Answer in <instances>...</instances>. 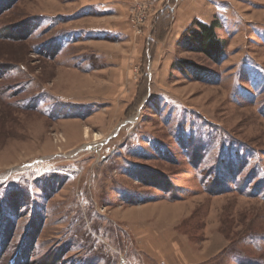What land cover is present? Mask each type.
Masks as SVG:
<instances>
[{
    "label": "rangeland",
    "instance_id": "obj_1",
    "mask_svg": "<svg viewBox=\"0 0 264 264\" xmlns=\"http://www.w3.org/2000/svg\"><path fill=\"white\" fill-rule=\"evenodd\" d=\"M195 19L219 21L218 62L177 45ZM180 244L264 264V0H0V264Z\"/></svg>",
    "mask_w": 264,
    "mask_h": 264
},
{
    "label": "trees",
    "instance_id": "obj_2",
    "mask_svg": "<svg viewBox=\"0 0 264 264\" xmlns=\"http://www.w3.org/2000/svg\"><path fill=\"white\" fill-rule=\"evenodd\" d=\"M170 10L173 11V7H171ZM220 26L218 20H213L212 23L209 24L195 19L182 32L181 37L177 41V45L190 50L195 49V45H197L199 51L204 52L212 60L218 62L223 56L226 43L217 34V28ZM185 63H188V60L181 58L175 59L172 62V67L174 69H185ZM200 69L196 68V70Z\"/></svg>",
    "mask_w": 264,
    "mask_h": 264
},
{
    "label": "crops",
    "instance_id": "obj_3",
    "mask_svg": "<svg viewBox=\"0 0 264 264\" xmlns=\"http://www.w3.org/2000/svg\"><path fill=\"white\" fill-rule=\"evenodd\" d=\"M188 19H190V18L189 17L185 18V20H188ZM182 20H183V18L180 19V22H182ZM187 23L188 22L185 23V25L183 26L182 30H184L187 27ZM132 230L134 231V233L138 234L140 239H143L144 242H146V244H148V245H150V244L156 245L157 240H160V238H156L154 233H149L148 235H144V231L140 230V232H141V234H140V232L137 231L135 227L133 228V226H132ZM144 237H146V239ZM176 247L179 249V252H180V254L182 256V259L180 261H183V262H178V264H184L185 262H188L189 259L185 258V257H189V255H187L188 253L185 252L186 248L184 247V245L180 244V245H176ZM185 253H187V254H185ZM189 258L191 260L194 257L191 256ZM173 261L175 262L176 260H173ZM175 264H177V262H175Z\"/></svg>",
    "mask_w": 264,
    "mask_h": 264
},
{
    "label": "bare ground",
    "instance_id": "obj_4",
    "mask_svg": "<svg viewBox=\"0 0 264 264\" xmlns=\"http://www.w3.org/2000/svg\"><path fill=\"white\" fill-rule=\"evenodd\" d=\"M86 133H87V134L89 133V130H88V129L86 130Z\"/></svg>",
    "mask_w": 264,
    "mask_h": 264
}]
</instances>
